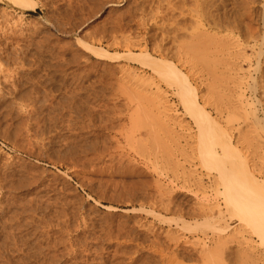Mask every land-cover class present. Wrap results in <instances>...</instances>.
<instances>
[{
	"label": "rangeland",
	"instance_id": "1",
	"mask_svg": "<svg viewBox=\"0 0 264 264\" xmlns=\"http://www.w3.org/2000/svg\"><path fill=\"white\" fill-rule=\"evenodd\" d=\"M29 1L0 0V264H264L201 157L176 83L145 59L188 74L200 107L264 181V0ZM191 40L202 43L196 58ZM13 82L25 99L10 96Z\"/></svg>",
	"mask_w": 264,
	"mask_h": 264
},
{
	"label": "bare ground",
	"instance_id": "2",
	"mask_svg": "<svg viewBox=\"0 0 264 264\" xmlns=\"http://www.w3.org/2000/svg\"><path fill=\"white\" fill-rule=\"evenodd\" d=\"M11 1V0H10ZM118 1V0H117ZM27 2H31V1H25V0H13V4H18L19 6H21L22 7V9H31L32 8V3H30L31 5L29 6L28 4H27ZM98 2V1H97ZM11 3V4H12ZM12 4V5H13ZM18 5H16V6H18ZM75 5V4H74ZM20 7V8H21ZM34 7V6H33ZM206 15V14H205ZM206 23V22H205ZM209 24V23H208ZM141 25V24H140ZM202 28H203V26H201ZM193 28V27H192ZM200 29V28H199ZM180 30V29H179ZM194 30V29H193ZM202 30V29H201ZM195 32V31H194ZM204 32V31H203ZM170 33V32H169ZM188 33V32H187ZM205 33H206V31H205ZM172 34V33H171ZM189 34V33H188ZM195 35H198V34H195ZM195 35H192L193 37L192 38H196L197 39V37H199L200 36V34H199V36H197V37H195ZM203 35H204V33H203ZM202 35V36H203ZM206 35H208V34H205V37H206ZM190 36V35H189ZM202 36H200L201 38H202ZM172 37V36H171ZM208 37V36H207ZM206 37V38H207ZM189 38V37H188ZM203 38H204V36H203ZM206 38H205V41L203 42V44H205L206 42H207V40H206ZM175 39V38H174ZM122 40V39H121ZM179 40V39H178ZM177 40V41H178ZM183 40V39H182ZM181 40V41H182ZM185 40L186 39H184V42H185ZM200 40V39H199ZM202 41L204 40V39H201ZM180 41V40H179ZM192 41V40H191ZM196 41V40H195ZM195 41L193 40L192 42L194 43H189L191 46H188V50H193L192 52H193V54H194V52L195 51H197V43H200L201 45H202V43L201 42H196L195 43ZM208 41H210V40H208ZM212 41V40H211ZM187 42H188V40H187ZM186 42V43H187ZM181 43V42H180ZM211 43V42H210ZM177 44V43H176ZM184 44V43H183ZM182 44V45H183ZM200 44H198V45H200ZM208 44V42L206 43V45ZM192 45H194V46H192ZM205 45V46H206ZM209 45H211V44H209ZM128 46V45H127ZM127 46H126V48H127ZM181 46V45H180ZM205 46H203L202 47V50L205 48ZM208 46V45H207ZM130 47V46H129ZM156 47V46H155ZM158 47V46H157ZM183 47V46H182ZM193 48V49H190V48ZM201 47V46H200ZM200 47H198L199 49H200ZM185 48H187L186 46H185ZM1 49V48H0ZM178 49V48H177ZM182 49V48H181ZM196 49V50H195ZM128 50V49H127ZM130 50V49H129ZM160 50V49H159ZM173 50H175V48L173 49ZM172 50V51H173ZM184 50V49H183ZM140 51V50H139ZM177 51V50H176ZM181 51V50H180ZM208 51V50H207ZM184 52V51H183ZM200 52H202V53H204L203 51H201V49L198 51V53L200 54ZM209 52V51H208ZM212 52V51H211ZM218 52H221L220 50L218 51ZM164 53V52H163ZM196 53V52H195ZM197 53V54H198ZM213 54H214V52H212ZM17 54V53H16ZM96 54V53H95ZM98 54L99 53H97L96 55L98 56ZM108 54V53H107ZM140 54H141V52L139 53V55L138 56H140ZM146 55H148L147 53H145ZM159 54V53H158ZM175 54H177V53H175ZM180 54V53H179ZM186 54V52H184V55ZM193 54H191L190 53V55H192L193 56ZM206 54V53H205ZM109 55V54H108ZM134 55H136V54H134ZM178 55V54H177ZM196 54H194V57L196 58L197 56H195ZM99 56H100V58H101V53L99 54ZM125 56V55H124ZM137 56V55H136ZM135 56V57H136ZM181 56V55H180ZM192 56H190V57H192ZM198 56H200V55H198ZM201 56H202V54H201ZM208 56V55H207ZM108 57H111L110 55L108 56ZM126 57V56H125ZM128 57V56H127ZM148 58H145V59H147V61L149 62H147L146 61V63H148L149 65L148 66H151V64H153L152 66H151V71H152V69H153V71L154 72H156V73H154V74H157L159 77H161V79H162V77L165 79V80H167V81H169V82H173L172 84L173 85H175V83H176V85L174 86V87H177V89H175V90H177V92H175V94L176 95H178V97L180 96L181 98V100H183V102L181 101V103L183 104L182 106H184L185 108H186V112H188V113H190L191 115L190 116H192L193 117V120H194V118H195V120H196V122L197 123H195V120H194V123L197 125L198 124V128H197V131L199 130V142L200 143H198V146H199V149L198 150H200L201 149V157H202V159H204V161H205V165L206 164H209V166H211L212 167V170H213V166H215L216 168L215 169H217V172H218V174L217 175H219V178H216L218 181H219V179H221L220 181L222 182V185H220V183L218 182V181H216V182H218L219 184L218 185H220L221 187L223 186V190H222V192H221V195L224 197V202H225V205L228 207V208H231V209H233L234 210V212L236 213V215L238 216V218H239V220L240 221H244V222H246V223H250V224H247L248 225V227L249 228H251L252 229V231L255 233V235H256V237L258 238V241H259V244L262 246V247H264V199H262V198H260L261 197V194L262 193H264V181H261V182H259V181H257L255 178H254V176H253V173H254V171H250V169H249V167H248V165H247V163H246V157H245V159H244V157H242L240 154H239V152H236V151H234V150H232V146L233 145H231V143H230V138H229V136L226 134V132L224 131L225 129H224V127H222L223 128V130L221 129V127H219L218 125H217V123L212 119V118H210L209 117V114L207 113V112H205L201 107H200V105L199 104H201V103H199L198 102V100H197V97L198 96H196L197 94L195 93V89H191V87H190V83H189V80H188V74L186 75V74H184L181 70H179L177 67H175V65H171L172 63H169L168 62V64H166V63H164V62H162L160 59H159V61L157 60V61H154L152 58H150L151 56L150 55H148L147 56ZM178 57H179V55H178ZM184 57V56H183ZM189 57V56H188ZM216 57V56H215ZM130 58V57H129ZM132 58V57H131ZM180 58V57H179ZM193 58V57H192ZM195 58H194V60H195ZM199 58V57H198ZM220 58H222V57H220ZM144 59V60H145ZM153 60V61H151L150 62V60ZM185 59V58H184ZM202 58L200 57V60H201ZM223 59V58H222ZM164 60V59H163ZM190 60V59H189ZM188 60V61H189ZM192 60V59H191ZM199 60V59H198ZM197 60V62H199ZM203 60H206V62L204 61V63H207L208 61H209V63H212V62H210L211 61V59H206L205 57H203ZM203 60H201L202 62H203ZM208 60V61H207ZM213 60V59H212ZM185 61V60H184ZM193 61V60H192ZM200 61V62H201ZM220 61V60H219ZM142 62V61H141ZM182 62H183V60H182ZM191 62V61H190ZM189 62V63H190ZM201 62V63H202ZM213 62H214V60H213ZM221 62V61H220ZM151 63V64H150ZM187 63V62H186ZM193 63V62H192ZM196 63V62H195ZM209 63H207V64H209ZM215 63V65L217 64H219L218 63V61H216V62H214ZM214 63H212V64H214ZM143 64V63H142ZM170 64V65H169ZM197 64H199V63H197ZM189 65V64H188ZM192 65V64H191ZM231 65V64H230ZM144 66H145V64H144ZM190 66V65H189ZM189 66H188V68H189ZM207 66V65H206ZM206 66H204V67H202V68H204L205 69V67ZM212 66H214V65H211V67ZM219 66V65H218ZM1 67V66H0ZM153 67V68H152ZM191 67V66H190ZM192 67H193V65H192ZM196 67V66H195ZM197 67H199V66H197ZM196 67V68H197ZM209 67L210 66H208L207 67V69H209ZM222 67V66H221ZM214 67H212V69H209L210 71V73L209 72H207V74L210 76L211 74H213V72H211L212 70H215L216 69V71H217V68L215 67L214 69H213ZM192 68H190L189 70H191ZM207 69H205V70H207ZM229 69V68H228ZM227 69V70H228ZM226 70V71H227ZM200 71V70H199ZM229 72H230V70H228ZM232 71V70H231ZM234 71V70H233ZM134 72V71H133ZM188 72V71H187ZM191 72V71H190ZM202 72V71H201ZM222 72V71H221ZM205 73V72H204ZM219 73H220V71H219ZM228 73V72H227ZM194 74V73H193ZM197 74H199V73H197ZM206 74V75H207ZM222 74V73H221ZM229 74V73H228ZM156 75V76H157ZM207 75V76H208ZM220 75V74H219ZM223 75V74H222ZM230 75V74H229ZM129 76V75H128ZM215 76V77H214ZM226 76V75H225ZM127 77V76H126ZM158 77V78H159ZM196 77V76H195ZM210 77H213V78H216V74H215V72H214V74L212 75V76H210ZM228 77V76H227ZM146 78V77H145ZM206 78V77H205ZM204 78V79H205ZM218 78V77H217ZM217 78H216V81H217ZM230 78V77H229ZM234 78V77H233ZM163 79V80H164ZM200 79V78H199ZM218 79H220V78H218ZM211 80V79H210ZM212 80H214V79H212ZM221 80H222V78H221ZM234 80V79H233ZM138 81H140V80H138ZM197 81V80H196ZM199 81V80H198ZM214 81H212V83H213ZM219 82V81H218ZM29 83V82H28ZM143 83V82H142ZM148 83H149V81H148ZM152 83V82H151ZM217 84V83H216ZM221 85H222V83H220ZM154 84H152V86H153ZM158 85V84H157ZM212 86V85H211ZM218 86H220V85H218ZM120 87V86H119ZM214 87V86H213ZM221 87V86H220ZM11 91H9V94H10V96H12V98L13 99H17L18 97H17V95H19V98L20 99H22L23 97H24V99H25V97L26 96H28V95H22L21 96V92L18 90L19 89V86L15 83V82H13L12 83V85H11ZM170 88V87H169ZM209 88H210V86H209ZM224 88V87H223ZM22 89V88H21ZM142 89V88H141ZM225 89V88H224ZM7 90V89H6ZM92 90V89H91ZM119 90H121V89H119ZM211 90V89H210ZM213 90V89H212ZM228 90V89H227ZM123 91V90H122ZM208 91V90H207ZM209 92V91H208ZM123 93V92H122ZM131 93V92H130ZM138 93V92H137ZM213 93V92H212ZM26 94V93H25ZM164 94H165V91H164ZM174 94V93H173ZM196 94V95H195ZM222 94V93H221ZM148 95V94H147ZM166 95V94H165ZM203 95V94H202ZM163 96V95H162ZM17 97V98H16ZM134 97V96H133ZM177 97V98H178ZM203 97V96H202ZM141 98V97H140ZM155 98V97H154ZM153 98V99H154ZM200 98V97H199ZM204 98H205V96H204ZM12 99V100H13ZM133 99V98H132ZM137 99V98H136ZM141 99H143V98H141ZM140 99V100H141ZM151 99V97H149V100ZM153 99H151V101H153ZM207 99V98H206ZM206 99H203V100H206ZM27 100V99H26ZM80 100V99H79ZM127 100H129V99H127ZM134 100V99H133ZM132 100V101H133ZM138 100V99H137ZM143 100H145V99H143ZM155 100V99H154ZM19 101V100H18ZM135 101V100H134ZM148 101V100H147ZM157 101V100H156ZM22 102H23V100H22ZM71 102V101H70ZM130 102V101H129ZM164 103V102H163ZM157 104V103H156ZM208 104V103H207ZM158 105V104H157ZM157 105H156V107H157ZM173 105V104H172ZM204 105H206V103L204 104ZM51 106V105H50ZM152 106V105H151ZM159 106V105H158ZM163 107V106H162ZM165 107V106H164ZM183 107V108H184ZM140 108V107H139ZM184 108V109H185ZM204 108V107H203ZM77 109V108H76ZM75 109V110H76ZM160 110V109H159ZM163 110H165V109H163ZM170 110V109H169ZM190 112H189V111ZM166 111H168V110H166ZM220 111V110H219ZM250 111H252V110H250ZM204 112H205V114H204ZM221 112V111H220ZM76 113V112H75ZM144 113V112H143ZM147 113V112H146ZM145 113V114H146ZM187 113V114H188ZM196 114V116L194 115V114ZM154 114V113H153ZM161 114V113H160ZM206 114H208V115H206ZM221 114H222V112H221ZM247 114H249V113H247ZM137 114H136V110H135V116L134 117H138V116H136ZM244 115V114H243ZM53 116V115H52ZM94 116V115H93ZM144 116H146V115H144ZM151 116H153L152 115V113H151ZM162 116V115H161ZM163 116H164V114H163ZM189 116V117H190ZM245 116V115H244ZM248 116V115H247ZM89 117V116H88ZM110 117V116H109ZM131 117V116H130ZM154 117H156V116H154ZM256 117V116H255ZM55 118V117H54ZM112 118V117H111ZM135 118V119H136ZM145 118V117H144ZM172 118H174V117H172ZM244 118V117H243ZM246 118V117H245ZM68 119V118H67ZM146 119H148V118H146ZM146 119L144 120V121H146ZM156 119V118H155ZM159 119V118H158ZM132 119H130L129 121H131ZM137 120H139V118L137 119ZM142 120V119H141ZM140 120V121H141ZM229 120H231V119H229ZM255 120V119H254ZM257 120V119H256ZM147 121H150L149 119L147 120ZM146 121V122H147ZM250 121V120H249ZM110 122V121H109ZM154 122V121H153ZM156 122V121H155ZM161 122H162V120H161ZM173 122V121H172ZM176 122V121H175ZM200 122V123H199ZM248 122V121H247ZM251 122V121H250ZM135 123V122H134ZM138 123V122H137ZM145 123V122H144ZM148 123V122H147ZM204 123V124H203ZM229 123H230V125L233 123L232 121H229ZM228 123V124H229ZM31 124V123H30ZM89 124V123H88ZM139 124V123H138ZM143 123H140V125H142ZM156 124V123H155ZM159 124H161V123H159ZM228 124H226V125H228ZM132 126L134 125V124H131ZM130 125V126H131ZM137 125V124H136ZM147 125H150V123L149 124H147ZM161 125H164V124H161ZM167 125V124H166ZM196 125H195V127H196ZM204 125V126H203ZM225 125V126H226ZM229 125V126H230ZM249 125V124H248ZM40 126V125H39ZM131 126V127H132ZM151 126V125H150ZM232 126V125H231ZM237 126V125H236ZM250 126V125H249ZM260 126H262V125H260ZM77 127V126H76ZM117 127V126H116ZM138 127V126H137ZM142 127V126H141ZM161 127V126H160ZM201 127V128H200ZM233 127V126H232ZM231 127V128H232ZM247 127V126H246ZM251 127H252V125H251ZM114 128V127H113ZM168 128V127H167ZM230 128V127H229ZM238 128V127H237ZM235 129V128H234ZM249 129V128H248ZM252 129V128H251ZM258 129H260L259 127H258ZM165 130H166V128H165ZM230 130V129H229ZM247 130V129H246ZM171 131V130H170ZM174 131V130H173ZM237 131H238V129H237ZM245 131V130H244ZM130 132V131H129ZM169 132V131H168ZM227 132H229V131H227ZM239 132V131H238ZM237 132V133H238ZM178 133H180V132H178ZM240 133V132H239ZM243 133V132H242ZM30 134V133H29ZM131 134V133H130ZM7 135V134H6ZM67 135V134H66ZM125 135V134H124ZM230 135V134H229ZM246 135V134H245ZM256 135H258V134H256ZM132 136V135H131ZM150 136V135H149ZM232 137V136H231ZM245 138V137H244ZM248 138V137H247ZM249 138H250V136H249ZM252 138V137H251ZM260 138V137H259ZM178 139H180V136H179V138ZM245 140H246V138H245ZM252 140V139H251ZM237 141V140H236ZM240 141V140H239ZM259 141H261V138H260V140ZM258 141V142H259ZM48 142V141H47ZM96 142V141H95ZM172 142V141H171ZM198 142V141H197ZM247 142H249L248 140H247ZM254 142V141H253ZM261 142H264V141H261ZM97 143V142H96ZM250 143V142H249ZM65 144V143H64ZM90 144V143H89ZM173 144V143H172ZM200 144V145H199ZM215 144H219L220 146H221V152L218 154V152H216L213 148V146L215 145ZM243 145V144H242ZM246 146H248L247 144H245ZM244 145V146H245ZM257 145V144H256ZM103 146H105V145H103ZM16 147V146H15ZM152 147V146H151ZM217 147H219V146H217ZM114 148V147H113ZM142 148H143V146H142ZM166 148V147H165ZM248 148V147H247ZM246 148V149H247ZM167 149V148H166ZM236 149V148H235ZM257 149V148H256ZM141 149H139V151H140ZM169 150V149H168ZM248 150V149H247ZM259 150V149H258ZM79 151V150H78ZM98 151V150H97ZM251 151V150H250ZM38 152V151H37ZM81 152V151H80ZM254 152V151H253ZM252 152V153H253ZM142 153V152H141ZM251 153V152H250ZM249 153V154H250ZM258 153V152H257ZM42 154V153H41ZM97 154V153H96ZM234 154V155H233ZM190 155V154H189ZM252 156L254 157L255 156V154L253 155L252 154ZM112 157V156H111ZM171 157V156H170ZM197 157H198V155H197ZM200 157V156H199ZM199 157H198V159H199ZM249 157V156H248ZM114 158V157H113ZM119 158V157H118ZM153 158V157H152ZM169 158V157H168ZM257 158H259L258 156H257ZM121 159V158H120ZM172 159V158H171ZM191 159V158H190ZM201 159V158H200ZM77 160V159H76ZM246 160V161H245ZM252 160V159H251ZM259 160V159H258ZM93 161V160H92ZM262 161H264V160H262ZM174 162V161H173ZM260 162V161H259ZM76 163H78V162H76ZM119 163V162H118ZM118 163H117V165H118ZM129 163V162H128ZM172 163V162H171ZM104 164V163H103ZM226 164H228V166L226 165ZM253 165V164H252ZM255 165V164H254ZM206 166H208V165H206ZM106 167V166H105ZM155 167V166H154ZM169 167V166H168ZM182 167V166H181ZM256 167V166H255ZM76 168V167H75ZM214 169V170H215ZM174 170V169H173ZM182 170V169H181ZM208 170H210V169H208ZM86 171V170H85ZM196 171V170H195ZM182 172V171H181ZM177 173V172H176ZM257 173V172H256ZM179 174H180V172H179ZM183 175V174H182ZM262 175H264V174H262ZM187 176V175H186ZM218 177V176H217ZM188 178V177H187ZM260 180V179H259ZM262 180H264V178H262ZM216 182H215V184H216ZM143 185V184H142ZM197 185V184H196ZM217 185V187H219ZM216 187V185L214 186V188ZM213 188V187H212ZM144 190V189H143ZM214 191H215V189H213ZM203 197H205V196H203ZM215 197V196H214ZM159 198V197H158ZM154 199V198H153ZM161 200V199H160ZM154 201V200H153ZM160 202V201H159ZM57 203V202H56ZM161 203H162V201H161ZM165 203V202H164ZM164 203H162V205L164 204ZM195 203V202H194ZM198 204V203H197ZM206 205V204H205ZM12 206V205H11ZM161 206V205H160ZM198 206H200V205H198ZM26 208V207H25ZM159 208V207H158ZM162 208V207H161ZM173 208V207H172ZM164 209H168V205H166V203H165V206H164ZM175 209H177V208H175ZM207 209V208H206ZM210 209H212V208H210ZM225 209V208H224ZM2 210V209H1ZM207 211V210H206ZM226 211V210H225ZM207 212H209V211H207ZM227 212V211H226ZM177 213V212H176ZM213 213V212H212ZM228 214V213H227ZM229 215V214H228ZM232 215H234V214H232ZM51 216V215H50ZM217 216V215H216ZM229 217V216H228ZM230 218V217H229ZM75 219V218H74ZM209 219V218H208ZM225 219V218H224ZM213 220V219H212ZM215 220V219H214ZM239 220H238V222H239ZM85 221V220H84ZM49 222V221H48ZM202 223V222H201ZM198 224V223H197ZM215 224V223H214ZM214 224L212 225V224H208L210 227H211V230H213L212 228H214ZM239 224V223H238ZM198 225H200V224H198ZM202 225V224H201ZM206 225V224H205ZM204 225V226H205ZM55 226V225H54ZM203 226V227H204ZM213 226V227H212ZM216 226V225H215ZM77 227V226H76ZM248 227H246V228H248ZM26 228V227H25ZM84 228V227H83ZM208 229H209V227H207ZM218 228V227H217ZM217 228H215V229H217ZM239 228H240V226H239ZM184 229V228H183ZM214 229V230H215ZM223 229V228H222ZM221 229V230H222ZM241 229H242V227H241ZM82 230V229H81ZM220 231V230H219ZM248 231H250V230H248ZM2 232V231H1ZM19 232V231H18ZM222 232V231H221ZM220 232V233H221ZM224 232V231H223ZM6 234V233H5ZM238 234V233H237ZM19 235V234H18ZM8 236V235H7ZM230 236V235H229ZM218 237V236H217ZM234 237V236H233ZM219 238V237H218ZM223 238V237H222ZM232 238V237H231ZM236 238V237H235ZM226 239V238H225ZM12 240V239H11ZM17 240V239H16ZM220 241H221V239H220ZM229 241V240H228ZM228 241H226V242H228ZM242 241H244V239L242 240ZM244 242H247V241H244ZM219 243H221V242H219ZM1 244V243H0ZM223 244V243H222ZM79 245V244H78ZM220 245V244H219ZM219 245H217L216 247H218ZM239 245V244H238ZM202 246H203V244H202ZM201 246V247H202ZM204 246H206V245H204ZM214 246V245H213ZM221 246V245H220ZM219 246V247H220ZM225 246V245H224ZM215 247V246H214ZM80 248V247H79ZM71 249V248H70ZM201 249H203V248H201ZM200 249V250H201ZM255 249V248H254ZM54 250V249H53ZM235 250H237V249H235ZM225 251V250H224ZM230 251V250H229ZM203 252V251H202ZM207 252V251H206ZM219 252H221V251H219ZM218 252V253H219ZM223 252V251H222ZM235 252V251H234ZM209 253V252H208ZM207 253V254H208ZM224 253V252H223ZM242 253H244V252H242ZM241 253V254H242ZM59 254V253H58ZM68 254V253H67ZM221 254V253H220ZM239 253H237V255H238ZM49 255V254H48ZM160 255V254H159ZM201 255H203V253L201 254ZM206 255V254H205ZM211 255H212V257L214 256L212 253H210L209 254V256L210 257H208V258H211L209 261H212V259L214 258H212L211 257ZM218 255L219 254H217L216 256L218 257ZM250 255V254H249ZM220 256V255H219ZM221 256H222V254H221ZM220 256V257H221ZM242 256V255H241ZM244 256V255H243ZM203 257V256H202ZM205 258V260L206 259H208V258H206V256H204ZM247 257V255L245 256V259H247L246 258ZM250 257V256H249ZM60 258V257H59ZM162 258V257H161ZM218 259V258H217ZM257 259V258H256ZM161 260V259H160ZM216 260V259H215ZM220 260H221V258H220ZM223 260V259H222ZM248 260V259H247ZM261 260V259H260ZM217 261V260H216ZM233 261V260H232ZM242 262H241V264H244V261H243V259L241 260ZM256 261V260H255ZM254 261V262H255ZM213 263H214V259H213V261H212ZM239 262V261H238ZM237 262V263H238ZM249 262V261H248ZM248 262H247V264H248ZM250 262H252V260L250 261ZM249 262V263H250ZM145 263V262H144ZM217 263V262H216ZM215 263V264H216ZM245 263H246V261H245ZM257 263V262H256ZM234 264V263H233ZM252 264V263H251ZM255 264V263H254Z\"/></svg>",
	"mask_w": 264,
	"mask_h": 264
}]
</instances>
